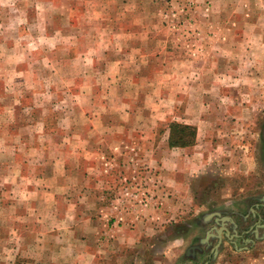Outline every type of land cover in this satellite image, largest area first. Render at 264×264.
<instances>
[{
    "label": "crops",
    "instance_id": "obj_1",
    "mask_svg": "<svg viewBox=\"0 0 264 264\" xmlns=\"http://www.w3.org/2000/svg\"><path fill=\"white\" fill-rule=\"evenodd\" d=\"M172 1L0 0V264H151L163 254L145 244L180 214L182 204L168 205L166 215V186L190 185L185 174L200 177L195 149L201 140L214 143L218 115L230 111L219 106L231 91L224 81L249 76L247 48L261 57L264 81V0H195L202 6L193 18L219 34L216 42L204 36L197 59L163 22ZM238 85L237 102L245 96ZM171 122L195 128L193 145L169 146ZM150 170L161 204L127 211L118 224L112 188L133 171L147 179ZM252 175L257 185L249 190L235 176L238 192L248 194L193 220L204 230L171 264H240L234 258L243 255L248 264L264 261L257 247L264 182ZM214 176L206 172L205 190Z\"/></svg>",
    "mask_w": 264,
    "mask_h": 264
},
{
    "label": "rangeland",
    "instance_id": "obj_2",
    "mask_svg": "<svg viewBox=\"0 0 264 264\" xmlns=\"http://www.w3.org/2000/svg\"><path fill=\"white\" fill-rule=\"evenodd\" d=\"M235 3V0L229 2V4L233 6ZM200 6H202L200 1L198 3L196 1L195 3V0H173L167 8L168 10L170 9V11L167 13V16L164 17L163 21L168 26L169 30H171V32L173 31L172 36L183 43L187 57L194 59L201 58L205 53V48L201 47L206 40L205 37L202 42L204 36H210L212 38L208 40L216 42V38L219 35L216 33V35L211 36L212 33L208 32L211 29L207 27L205 20L199 18L200 16L195 19L193 18L195 7L197 9ZM203 7L205 8V4ZM191 24L197 26V28L194 27V29L198 30V34H193L192 31H190L189 26ZM191 40L195 41V45L192 48H190V45H186V47V42L189 43ZM247 51L250 58L243 67L247 69V75H249L247 76L248 79L246 78L244 82H241V80L224 81L225 85L231 88V91L229 98L223 100L219 99V106L223 107L229 105L230 111H228L227 106L226 112H220L218 115L220 119L217 122H220V124L217 127L218 129L215 130L214 135L215 137L217 136V138H215L216 140L212 145H207L204 143L205 140H201L200 145L195 149L198 153L197 158L203 163L200 168L201 171L199 170L200 177H193L190 173L185 174V177H182L183 183H185L184 179L188 177L191 179L190 185L186 186L183 184L182 187H175L173 185H170V187L166 186V215L169 214V206L173 209L177 204H182V207L181 205L178 207L180 214L174 217L175 220H173V225H171L167 231L165 229L163 235L160 234L156 239L148 240L150 244H145L146 247L150 248L152 253L158 252L157 249L163 247L162 250H159V253L163 254L160 255L158 261L155 263L152 261L151 264H171L175 260L176 255L183 252L187 245L190 244V236L192 238L197 237L199 234L201 236L204 227L199 228V226H195L192 224L193 220H196L198 216L201 217L208 212V210L215 209L216 207L220 208L225 204L224 202L229 203L231 201L230 199L234 198L237 194L241 196L248 194V192H243V190L238 192V188L235 187V185H237V179H235L237 174L245 177L244 182L242 181L240 185H244L246 190L257 185V183L255 184L257 179H254L252 172H255L257 178H262V183L264 182V147L263 144H261V127L264 126V89H262L264 88V81H261L262 75L257 73V71H259L257 61L260 60L261 57H259L258 53L253 49L247 48ZM252 72L257 73L256 77ZM204 83L203 81L198 82V92H201L204 88ZM238 84L244 87L242 89L245 91V96H240L237 102V98L233 99V94L237 96V89H235V87H239ZM239 104L241 107H247V109L241 113L232 110V108H236ZM219 106L217 108H219ZM238 115L242 116L240 120L237 119ZM216 132L218 133L217 135ZM154 135L157 136V132H154ZM201 135L202 133L200 136ZM186 151L188 152L190 150ZM200 164L198 163V165ZM106 168L109 170V166ZM201 172H204V174ZM206 172H209L212 178L215 175V186L211 185L212 187L205 190ZM153 174L152 170H150L147 179H144L139 176L136 171H133L130 177L125 178L112 188V191H114L112 200L115 201L122 196L124 186L131 185L132 187H136L142 185L147 188L150 197V205L147 210L156 211L157 207L161 204V197H159V192L155 187L157 178L154 177ZM188 178L186 179L187 184L189 181ZM199 179L201 181V188L198 184L199 192L197 193L195 192L197 188L196 181ZM107 218L113 217L109 214ZM168 224V222L162 224L161 229L163 230L167 227L164 225ZM176 233L182 234L183 239L179 240ZM257 247L264 249V243H259ZM251 258L257 259L258 257L252 256ZM261 258L262 257L258 258V264L264 263L263 260H260ZM150 259L152 258L150 257ZM247 259L248 257H244L243 255L242 258H234V263L240 262V264H248V262H246Z\"/></svg>",
    "mask_w": 264,
    "mask_h": 264
},
{
    "label": "built area",
    "instance_id": "obj_3",
    "mask_svg": "<svg viewBox=\"0 0 264 264\" xmlns=\"http://www.w3.org/2000/svg\"><path fill=\"white\" fill-rule=\"evenodd\" d=\"M146 185V184H145ZM150 205V197L147 188L142 185L132 187L124 186L123 194L113 202V210L116 212L114 220L121 224L124 221V213L134 211L140 213ZM113 217V216H112Z\"/></svg>",
    "mask_w": 264,
    "mask_h": 264
},
{
    "label": "trees",
    "instance_id": "obj_4",
    "mask_svg": "<svg viewBox=\"0 0 264 264\" xmlns=\"http://www.w3.org/2000/svg\"><path fill=\"white\" fill-rule=\"evenodd\" d=\"M195 128L190 125L171 122L169 124L168 144L171 147H186L193 145Z\"/></svg>",
    "mask_w": 264,
    "mask_h": 264
},
{
    "label": "water",
    "instance_id": "obj_5",
    "mask_svg": "<svg viewBox=\"0 0 264 264\" xmlns=\"http://www.w3.org/2000/svg\"><path fill=\"white\" fill-rule=\"evenodd\" d=\"M222 231H223V227H220V228H218L217 230H216V237H217V239H218V242L214 245V247L212 248V252H216V249L218 248V246H219V244H220V242H221V239H222ZM209 234H210V232H207V234H206V236H204L202 239H201V243H204V242H206V240H207V238H208V236H209Z\"/></svg>",
    "mask_w": 264,
    "mask_h": 264
},
{
    "label": "flooded vegetation",
    "instance_id": "obj_6",
    "mask_svg": "<svg viewBox=\"0 0 264 264\" xmlns=\"http://www.w3.org/2000/svg\"><path fill=\"white\" fill-rule=\"evenodd\" d=\"M262 135L264 136V128H263V130H262Z\"/></svg>",
    "mask_w": 264,
    "mask_h": 264
}]
</instances>
